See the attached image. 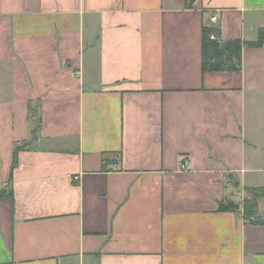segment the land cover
I'll use <instances>...</instances> for the list:
<instances>
[{"label": "crops", "instance_id": "0c3cea01", "mask_svg": "<svg viewBox=\"0 0 264 264\" xmlns=\"http://www.w3.org/2000/svg\"><path fill=\"white\" fill-rule=\"evenodd\" d=\"M204 27L264 0H0V264H264V42L204 73Z\"/></svg>", "mask_w": 264, "mask_h": 264}, {"label": "trees", "instance_id": "16d2710c", "mask_svg": "<svg viewBox=\"0 0 264 264\" xmlns=\"http://www.w3.org/2000/svg\"><path fill=\"white\" fill-rule=\"evenodd\" d=\"M213 37V39H211ZM264 42V30H261L258 39L255 42L241 43L239 41L223 43L219 36V31L215 28L202 29V71H239L241 67V52L244 47L255 49L262 47ZM248 193L243 202V219L245 222L259 224L257 218V199L264 197V188L247 189ZM0 189V198H2ZM239 207L231 202H222L219 204L220 212H235ZM257 219V220H256Z\"/></svg>", "mask_w": 264, "mask_h": 264}, {"label": "rangeland", "instance_id": "374dc122", "mask_svg": "<svg viewBox=\"0 0 264 264\" xmlns=\"http://www.w3.org/2000/svg\"><path fill=\"white\" fill-rule=\"evenodd\" d=\"M247 140L249 139L250 143L252 141H255V144L258 146V149L256 152L258 153L260 158L258 161L260 162L261 166L264 168V102H263V108L261 111H259L258 116H255V119H253L250 123H247ZM250 149V148H249ZM250 152V153H251ZM259 179L264 182V174L259 175ZM248 193L245 194V199L247 197ZM262 199V212L264 213V197H261ZM237 200V199H236Z\"/></svg>", "mask_w": 264, "mask_h": 264}, {"label": "built area", "instance_id": "2783aa9c", "mask_svg": "<svg viewBox=\"0 0 264 264\" xmlns=\"http://www.w3.org/2000/svg\"><path fill=\"white\" fill-rule=\"evenodd\" d=\"M216 20V18H212L211 21L214 22ZM211 39H213V37H211ZM184 168V165L182 166V169Z\"/></svg>", "mask_w": 264, "mask_h": 264}]
</instances>
